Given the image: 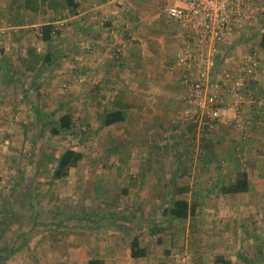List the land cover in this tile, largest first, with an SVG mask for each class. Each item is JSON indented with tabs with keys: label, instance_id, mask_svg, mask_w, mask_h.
Segmentation results:
<instances>
[{
	"label": "crops",
	"instance_id": "0c3cea01",
	"mask_svg": "<svg viewBox=\"0 0 264 264\" xmlns=\"http://www.w3.org/2000/svg\"><path fill=\"white\" fill-rule=\"evenodd\" d=\"M3 1L0 14L9 11L21 21L2 34L17 54L0 45V131H8L9 115L33 122L37 114L35 127L50 131L48 115L56 114V123L68 113L92 134L74 146L66 141L82 158L61 178H52L55 166L50 173L51 196L63 195V202L51 201L49 225L41 228L45 223L35 212L17 239L7 235L13 222L0 219V242L16 239L13 248L0 249V264H169L176 248L207 264H221L216 257L229 264L241 255L264 257V118L256 102L233 111L250 122L246 129L233 120L199 134L176 118L185 102L175 65L184 35L160 23L168 21L164 13L159 19L151 13L165 11L172 0H71L63 11L20 13ZM40 13L45 21L30 19ZM44 24L53 30L49 41L41 38ZM171 33L178 38L173 45ZM262 37L254 45L260 69L248 88L264 104ZM111 111L122 118L104 125L103 115ZM19 135L25 151L26 129ZM35 145L47 148L42 129L30 138ZM31 152L19 167L26 180L44 175V153L33 161ZM13 168L0 162V173ZM239 180L243 190H235ZM180 198L194 206L183 220L165 212ZM134 241L141 249L137 256L131 254Z\"/></svg>",
	"mask_w": 264,
	"mask_h": 264
},
{
	"label": "built area",
	"instance_id": "2783aa9c",
	"mask_svg": "<svg viewBox=\"0 0 264 264\" xmlns=\"http://www.w3.org/2000/svg\"><path fill=\"white\" fill-rule=\"evenodd\" d=\"M121 4V0H110ZM167 19L179 23L184 39L176 54L175 65L181 70L185 89L184 105L176 118L192 125L201 134L214 123L224 125L233 120L246 129L250 122L235 117L234 110L244 103H257L259 118H264V104L256 101L248 88L251 78L260 69L257 51L249 46L240 57L221 51L222 44H231L242 34H251L264 20L260 0H172L163 11ZM256 31L264 34V25ZM115 35V32H114ZM220 66L214 70V59ZM258 56V57H257ZM233 112V113H232ZM177 264H184L183 254L176 253Z\"/></svg>",
	"mask_w": 264,
	"mask_h": 264
},
{
	"label": "rangeland",
	"instance_id": "374dc122",
	"mask_svg": "<svg viewBox=\"0 0 264 264\" xmlns=\"http://www.w3.org/2000/svg\"><path fill=\"white\" fill-rule=\"evenodd\" d=\"M260 1L264 5V0H260ZM3 4H4V1L0 0L1 11H4ZM64 4H65V0H46L45 3L43 4L42 11H48L47 8H53V11H63ZM12 8H15V10L18 13H20V11H27L21 8L18 9L13 4H12ZM13 10L14 9H12V11ZM8 12L9 11H7V14H0V34H1L0 45L2 47H5L4 46L5 44L9 45V48L11 49L10 50L8 49V51L12 50L14 54H17V51H16L17 46L14 44L10 46L9 38L5 39L6 35L3 37L2 34L4 31L10 30L11 29L10 26H13L14 24H18L21 21V19H19L18 17L16 18V16L14 15L13 17L12 16L10 17V14ZM154 12L159 13V17L157 19L163 17V14H162L163 11H153V12L151 11V13H154ZM43 14L44 13H40L39 15L36 16V18L33 16V18H30V19L32 21L38 20V22L45 21L46 20L45 18L41 20L43 18ZM163 20H165V18H162V21L160 23H163L164 26H168L169 29H173V30L176 29L175 32L177 31V28H179L180 30V25L178 22L172 21L169 19L168 21L167 20L163 21ZM259 24H261V21ZM259 24H257L254 28H252L253 32L251 34L246 33V35H244L243 41H241L242 39L238 40V43L239 44L243 43V46L238 44V46L234 47L233 49L231 48L229 50V46L227 49V45L229 44H222L221 45L222 54L231 53L232 55H235L236 57H240L243 51H245L247 48H250L249 46H251L253 47L254 51L258 52L257 54H259V59H260L261 58L260 51L254 46L256 38L259 37L256 31V28L257 26L259 27ZM174 35L175 33H171L167 35L168 39L172 41L169 43L171 45H173V42H176L178 39L177 36L175 37ZM10 36H11V33H10ZM36 116L33 114L32 116L33 122H31V120L23 121L21 120L20 117L14 118L13 115L12 116L9 115L8 116L9 119L7 121L8 123L6 125L8 128V131L4 128L2 129L4 130L3 133H1L2 130L0 131V136H1L0 143H2V145L5 147V149L1 148L0 150V162L4 160L7 162L8 167H12V166L15 167L13 168V173H0V219L6 218L10 223L13 222L12 225L14 226V229L11 230L8 227V229H6L8 230L7 235L16 237L17 239H19L18 235L21 231L23 232L25 229H28L29 219H32L34 217L35 212L39 214V219L41 223H45L44 226H42L41 228H45L47 225L51 223L50 219H52L53 217L52 208H53V205L55 204V200H57L58 204L60 205H62V202H63L61 200L63 199L62 198L63 195L58 196L57 199H55V196L52 198L51 193H50L51 189H49L52 186V180L50 179V173L52 172V169L55 166L54 164L56 163V158L59 156L60 152L66 149V144H67L66 141L68 142V147L74 146L78 144L79 140L85 141L87 137L91 136L92 134L87 129V127H85L84 125L80 126L79 124H78L79 126L74 125L72 129L69 130V133L71 134L69 138L66 137L65 133H59V134L53 135L50 133L48 128L43 129L41 127L40 130L42 129V139L47 144V148H44L41 150L42 148L41 145L40 146L35 145L36 147L34 146V148H31L32 146H30V138L34 137L36 133L40 131L34 125L35 121L38 122V120L36 119ZM56 117H57L56 114L48 115V119H49L48 121L51 120L52 122H54ZM49 124L51 123L49 122ZM24 129H26L27 131V138H28L26 139L28 143L27 145H25L26 147L25 151L22 149V147L24 146L20 145L21 135H19V134H22ZM31 149H33V152L30 153V156L31 155L34 156L33 161H35V159L37 160L40 159L41 151H42V154L44 153L43 155L44 163L42 166V173L44 175L42 177H37V176L32 175L30 179L28 178L29 180H26V178H24V175L20 174L21 171L23 170H21L19 167L20 165L22 166L21 164L23 160L22 156L24 154L28 155ZM61 181L62 180H60V182ZM25 182H26V185H25ZM37 184H39L40 188L36 187ZM21 185H24L25 187L22 188ZM33 185L35 187L32 188ZM51 201H54V204H52ZM2 228L4 229V232H5V228L4 227ZM192 231L194 234L196 229H193ZM47 232L50 233V231H47ZM26 233L27 232L25 231L24 234ZM15 241L16 239L13 241H5L4 243L0 242V249L8 250V249L13 248L14 247L13 243ZM2 253H4V251H1V254ZM176 253L183 254L184 264H207L206 261L202 259V257H199L194 254L192 255V253H190L189 251L187 253L184 250L179 249V248L178 249L176 248L173 251H171L169 255V264H177L175 261L176 258H174V255ZM211 259L213 260V258H210V260ZM233 263L234 264H264V257L263 256L256 257V256H251L249 254H247L246 256L241 255L240 259L234 258Z\"/></svg>",
	"mask_w": 264,
	"mask_h": 264
},
{
	"label": "trees",
	"instance_id": "16d2710c",
	"mask_svg": "<svg viewBox=\"0 0 264 264\" xmlns=\"http://www.w3.org/2000/svg\"><path fill=\"white\" fill-rule=\"evenodd\" d=\"M11 3L18 9L29 10L32 12H37L42 8V5L46 0H10ZM65 4L71 5V0H65ZM64 4V6H65ZM53 30L50 24H44L41 29V38L44 41H49L51 38ZM262 44H264V34L262 35ZM122 118L121 114L117 111L106 112L103 115L102 123L104 125L111 124L120 120ZM50 133L59 134L60 132H69L74 126L71 114H63L58 117L56 123L50 122ZM82 158V153L80 151L74 150L72 148L64 149L56 159L55 167L53 169L52 178H61L65 176L68 169L74 166ZM244 181H238L235 190H243ZM174 219H186L188 216L194 214V206L189 204L185 199H174L171 205L166 209V211ZM141 253V249L137 247L136 241L132 243L131 254L137 256ZM215 262L221 264H229L228 261L224 260L222 257H216ZM89 264H91L89 262Z\"/></svg>",
	"mask_w": 264,
	"mask_h": 264
}]
</instances>
